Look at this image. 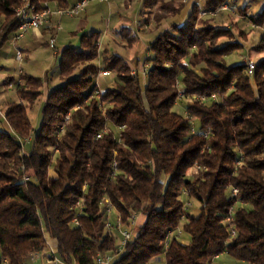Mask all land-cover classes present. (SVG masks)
<instances>
[{"label": "trees", "instance_id": "trees-1", "mask_svg": "<svg viewBox=\"0 0 264 264\" xmlns=\"http://www.w3.org/2000/svg\"><path fill=\"white\" fill-rule=\"evenodd\" d=\"M32 1L42 11L62 0ZM227 1L208 0L207 8ZM22 5L0 0V50L19 30ZM145 5L157 26L185 9L183 0ZM198 13L194 7L183 26L160 32L149 56L137 61L135 76L122 57L106 59L104 68L117 82L101 96L100 33L83 35L79 48L61 53L62 83L43 103L37 129L28 111L42 97L43 81L24 75L16 82L21 103L4 114L13 132L0 130V264H26L29 256L47 253L50 240L66 264H97L110 254L116 255L111 264H212L225 253L264 264V59L252 77L246 65L229 66L227 57L243 45L230 30L200 22ZM244 16L264 29V8ZM222 38L230 41L220 44ZM180 92L189 100V118L175 111ZM191 118L199 123L196 134ZM28 138V145L20 141ZM183 197L199 203L198 216L185 209ZM106 199L124 230L133 216L147 217L119 255ZM183 221L190 242L180 241L182 232L169 240Z\"/></svg>", "mask_w": 264, "mask_h": 264}, {"label": "crops", "instance_id": "crops-1", "mask_svg": "<svg viewBox=\"0 0 264 264\" xmlns=\"http://www.w3.org/2000/svg\"><path fill=\"white\" fill-rule=\"evenodd\" d=\"M79 1L80 0L53 1L50 3H45L43 5H47L52 12V15L50 17L51 23L54 26L60 25L62 29L60 31H54L49 30L48 28H43L40 31H29L28 33H26L17 44V48L22 52L21 61L16 59V50L11 49L9 44L6 43L0 50V72L10 73L14 70L15 73L13 76H9L4 80H0V125H3L4 131L13 132L11 126L5 120L4 114L6 108L9 105L21 103V98L17 93L16 82L21 83L22 76H31L43 81L44 85L42 89V97L40 99L43 105L48 97L49 92L52 89L60 86L62 83L60 79L59 68L61 53L65 49L69 47L79 48L81 37L85 34L97 32L99 29H101V26H99V23L101 22L104 24V31H108L105 34H107L114 42H117V38L121 31L135 32L140 30L138 28V22H133L132 19L134 18H132L131 16L133 13L137 12L136 8L138 9V7H140L138 10V14L139 16H141V20L143 15L150 16V12L153 11L146 8L145 0H106V2L103 3L97 1L90 2L85 8L84 12H82V14L78 17H68L66 15L58 14L60 10L71 8ZM183 2H185V9L180 16L168 19L166 22H164L163 25H161V27L157 26L156 23H152L150 24L152 25V28L149 29L150 25L149 27L145 25L147 27L146 30L148 29L149 31H156V33L154 34L156 39L160 32L169 30L173 24L183 26L187 22L193 8L198 7L199 11L202 10V8H206L208 0H183ZM227 3L235 5V8H232V10H230L232 13L229 10L220 12L217 13L216 16H213L208 20L225 22L228 17L233 18L234 20H237V24H235L234 27H232V25L229 26L215 24L214 27L220 29H228L233 32L235 30L253 31V34L251 35L252 37H250L254 42H256V40L260 42L264 35V29L255 27L250 24L248 18L244 15L239 16L237 13V9L241 8L246 9L247 11L250 9L254 13L247 14L248 16L257 15L264 8V1L259 0V4L257 6L253 5L252 0H228ZM255 7L257 8L256 11H254ZM137 19H139V17L136 18L135 21ZM105 34L100 33L99 39H102L103 41L104 37L106 36ZM144 36L145 34H143L141 38H144ZM13 37L14 36H12V38ZM52 38L56 40V48L54 50L49 46V42ZM154 40H150V43H152ZM236 42H240L244 47L243 50L247 51V46L245 43H242L240 40ZM150 43L147 44V48H149ZM135 46L136 44L132 49H130L131 54L128 58L122 57L131 66L139 60V53L134 50ZM147 54V56H149L148 51ZM232 55L228 56L227 58L229 59L230 57H232ZM262 59L263 57H260L257 62L261 61ZM48 60H50V62L47 64ZM51 61H53L52 64ZM11 62L14 63L15 67L11 68ZM232 63L233 64H231L230 66L239 64L244 65L245 62L239 59V64H236L237 62L235 61ZM140 66V70H142V64ZM12 79L14 80L13 84H11ZM107 90H103V92L105 93ZM11 91H13L14 96L9 99L7 95ZM146 218L147 217L145 213H142L138 216L135 235L140 233L142 225L146 222ZM48 245L49 251L47 253L40 254L41 257L39 259L42 261V264H46L43 261V257L47 255H52L53 257L59 258L62 262H64L58 255L57 242L54 240H50L48 242ZM36 259L37 258L34 255H31L26 259L25 263L33 264L36 262ZM161 261L165 262L164 259H161ZM214 262V264H249L246 262L237 261L226 253L220 255L219 258ZM3 264L8 263L4 262Z\"/></svg>", "mask_w": 264, "mask_h": 264}, {"label": "rangeland", "instance_id": "rangeland-1", "mask_svg": "<svg viewBox=\"0 0 264 264\" xmlns=\"http://www.w3.org/2000/svg\"><path fill=\"white\" fill-rule=\"evenodd\" d=\"M264 1V0H261ZM253 5L257 6L259 4V0H252ZM208 3V2H207ZM185 5V2H184ZM224 6H228L229 11L232 10V8H235V5L233 4H228V5H224ZM140 7H138V9L136 8L137 12L133 13L131 16L133 20V22H139L141 20V16H139L138 14V10ZM198 8V7H197ZM220 9V8H219ZM219 9H208L207 5L206 8H202V10L199 11L198 15H199V21H208L209 23H211L213 26L215 25H232V27H234L235 24H237V20H234L233 18L228 17L225 22H217L216 20H208L211 19L213 16L217 15V11ZM135 10V9H134ZM257 8H254V11H256ZM155 11V10H154ZM244 11H246V14H253L254 12L251 11L250 9L247 11L246 9H237V13L239 16H243L244 15ZM231 12V11H230ZM229 13V12H228ZM232 13V12H231ZM256 14V13H255ZM146 15V14H145ZM144 16V15H143ZM136 21L135 19L138 18ZM146 18V21L144 22V25H147L149 27L150 24L154 23L155 21L152 18L153 16H144ZM224 18V17H223ZM237 19V18H236ZM239 20V19H238ZM164 24V23H163ZM162 24V25H163ZM99 26H101V29H99L97 32L100 33H107L108 31H104V24L101 22L99 23ZM146 27V26H145ZM161 27V26H159ZM98 28V27H97ZM152 28V25H150L149 29ZM92 32V31H91ZM121 33V34H120ZM119 33V36L117 38V42L113 41L107 34H105L106 36L104 37V40L102 41V39H99V46H100V56L98 61L96 62V64L101 68V71L97 77V91L99 92V96L103 95L104 92L103 90H107V89H112L115 87V84L117 82V76L114 73H111L110 71H106L105 70V61L106 59H111L112 55H116L119 57H129L131 54V50L133 48V46L136 44V46L134 47V50H136L139 53V60H141V62H144L145 59L147 58V44L150 43V40H154L155 39V33L156 31H149L148 29H140L138 31H121ZM232 33V38L233 41L236 42L238 40H240L242 43H245L247 46V51L245 50H241V51H237L235 53H233L232 57H230L229 59L227 58L226 61L228 63V65L230 66L231 64H233L232 62H237L236 64H239V59L241 61H253L255 63H258L257 60H259V58L263 57L264 59V52L259 51V45L260 42H258V40H256V42H254L252 40V34L253 31H238L235 30L234 32L231 31ZM143 34H145L144 38H141L143 36ZM251 36V37H250ZM264 36V35H263ZM141 38V39H140ZM130 40H134L133 44H130L129 42H131ZM226 41V42H225ZM227 41L229 42L230 40L228 38H222L220 40V44H226ZM115 43V44H114ZM75 44V43H74ZM62 48V47H59ZM133 53V52H132ZM50 62V60L47 61V64ZM53 63V61H51V64ZM11 64V68L15 67L14 63H10ZM136 65H137V61L132 65V75L134 72H136ZM234 66V65H233ZM101 72H107V73H111L108 76L105 75H100ZM0 80H4L9 76H13L14 70L10 73H1L0 72ZM103 89V90H102ZM98 95V94H96ZM8 98L11 99L14 95H13V91L8 93ZM183 96V95H182ZM181 98L178 100L176 106H175V111L179 114H185L186 112V106L188 104L189 100H185V98ZM41 99V98H40ZM37 102V104L33 107V109H30L28 111V116L32 125L33 129H37L40 126V122H41V109H42V102L40 101ZM107 108L104 109V111ZM70 120H71V116H69ZM67 119V118H66ZM70 120L66 121L65 120V125L64 127V131H65V126L70 122ZM62 127V128H63ZM196 127L199 128V123H196ZM0 130H3V125H0ZM118 132V131H117ZM116 132V133H117ZM27 141L29 140L26 139ZM27 150V149H26ZM198 171V170H197ZM196 171V172H197ZM50 174L52 176H54V171H51ZM183 201L188 202L190 201L192 203V210L190 211L191 215L193 216H198L200 213V205L199 203L194 200L191 199L189 200V198L183 197ZM240 206L239 204L236 205V207ZM110 220L113 226H117L118 225V216L116 214L115 211H113L110 214ZM186 224V221H183L181 224V227L179 228V231L182 232V236L179 237L180 241L183 243H189L190 242V237L184 232L183 228L184 225ZM215 263V262H214ZM33 264H42V261L40 259H36V262ZM151 264H165L164 261H153V263Z\"/></svg>", "mask_w": 264, "mask_h": 264}, {"label": "built area", "instance_id": "built-area-1", "mask_svg": "<svg viewBox=\"0 0 264 264\" xmlns=\"http://www.w3.org/2000/svg\"><path fill=\"white\" fill-rule=\"evenodd\" d=\"M106 2V0H80L78 3H76L73 7L65 9V10H60L58 12L59 15H66L68 17H78L82 14V12H84L85 8L87 7V5L90 2ZM229 10L228 6H223L221 7L217 13L220 12H225ZM52 15V12L50 11L49 7L46 6H42V11L38 10V7L33 3L32 0H23V5L21 7H19L16 10V19L20 22V27L18 32L14 35V37L7 42V44L10 45L11 49H15L16 50V59L21 61L22 60V52L17 48V44L18 42L23 38V36L28 33L29 31H40L43 28H48L49 30H54V31H60L62 28L60 25L58 26H54L51 23L50 17ZM146 21V18L144 16H142V20L138 22V28L139 29H146L147 27H145L144 22ZM2 33V29H1V25H0V34ZM49 46L51 49H55L56 48V40L54 38H52L49 42ZM244 65L247 66L248 69V75L250 77H252L254 75L255 69H256V63L253 61H246L244 63ZM111 73H107V72H101L100 75H109ZM136 75V72L133 73V76ZM96 94L99 95V92L97 91ZM183 95L182 92H180V98ZM182 98H184V95L182 96ZM200 101H204V98H200ZM185 116L187 118L188 114L185 113ZM70 120L69 116L67 117L66 121ZM191 124H192V133L196 134L197 132V128H196V121L195 119L191 118ZM64 132V127L61 128V133ZM102 137V135L98 136V139H100ZM20 141L22 143H24V145H28L31 142V138L27 141V140H23L20 139ZM24 149L25 146H24ZM114 166L116 167L117 164L115 163ZM196 170H201V168L199 166H195ZM22 174H25V169L22 168L20 171ZM29 181V177L28 176H24V182H28ZM239 194V191L237 189H233L232 190V195L234 197H237ZM187 196V195H186ZM105 209L107 210L108 214L110 215L112 213V204L110 202V200L106 199L105 200ZM78 207L79 208H83L84 205L82 203H78ZM192 208V203L190 201L185 202V209H190ZM232 213V212H231ZM137 219L138 216H133L131 219V228L129 230H124L122 228V225L120 222H118L117 226H114L116 230H118L119 235H120V241L117 244V254L119 255L120 253H122L127 244L133 239L134 235H135V230L137 227ZM227 224H229L231 226L232 229V237L236 236V232L233 230V218H229L227 221ZM75 224H77V221H74ZM107 228L109 230L113 229V225L112 223H108ZM179 237L181 236V232L178 230L176 233L172 234L169 238V240H171L173 237ZM168 245V244H167ZM34 256L39 259L41 256L39 253L34 254ZM219 256L215 257L214 261L216 259H218ZM116 259V255L114 254H110V255H106L104 257L99 256V258L97 259V264H111L114 260ZM157 261H160L161 259H156ZM155 260V261H156ZM43 261L46 264H66L65 262H62L59 258L53 257L52 255H47L43 257ZM214 261L212 264H214Z\"/></svg>", "mask_w": 264, "mask_h": 264}]
</instances>
